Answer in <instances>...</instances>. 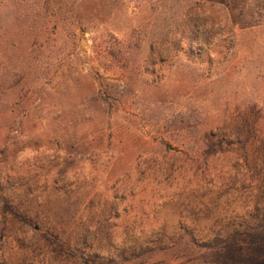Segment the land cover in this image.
Masks as SVG:
<instances>
[{
	"label": "rangeland",
	"instance_id": "obj_1",
	"mask_svg": "<svg viewBox=\"0 0 264 264\" xmlns=\"http://www.w3.org/2000/svg\"><path fill=\"white\" fill-rule=\"evenodd\" d=\"M0 264H264V0H0Z\"/></svg>",
	"mask_w": 264,
	"mask_h": 264
},
{
	"label": "trees",
	"instance_id": "obj_2",
	"mask_svg": "<svg viewBox=\"0 0 264 264\" xmlns=\"http://www.w3.org/2000/svg\"><path fill=\"white\" fill-rule=\"evenodd\" d=\"M67 252L71 254L70 250H67Z\"/></svg>",
	"mask_w": 264,
	"mask_h": 264
}]
</instances>
